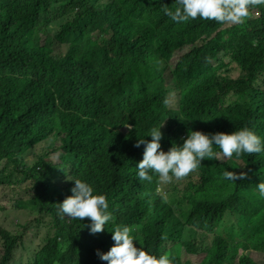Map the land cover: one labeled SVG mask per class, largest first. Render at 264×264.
I'll list each match as a JSON object with an SVG mask.
<instances>
[{
	"label": "trees",
	"instance_id": "1",
	"mask_svg": "<svg viewBox=\"0 0 264 264\" xmlns=\"http://www.w3.org/2000/svg\"><path fill=\"white\" fill-rule=\"evenodd\" d=\"M164 4L175 0H0V164L19 170L41 142L60 158L47 164L37 155L22 171L33 193L0 200L35 214L46 231L19 257L22 237L0 226V264H106L97 250L114 244L116 226L173 264H264V152L205 158L184 180L163 184L155 175L138 179L144 145L135 146L165 118L163 151L182 145L189 130L248 127L264 142V5L231 25L178 24ZM225 170L247 179L225 180ZM75 179L107 197L114 220L104 231L57 213Z\"/></svg>",
	"mask_w": 264,
	"mask_h": 264
},
{
	"label": "clouds",
	"instance_id": "2",
	"mask_svg": "<svg viewBox=\"0 0 264 264\" xmlns=\"http://www.w3.org/2000/svg\"><path fill=\"white\" fill-rule=\"evenodd\" d=\"M262 5H264V0H175L174 7L170 8L164 4L161 11L178 24L199 18L200 20L215 21L222 24L242 25L250 18L251 9ZM86 21L87 19L84 18L80 25H77L69 33L68 39H72ZM73 32L75 34L69 38ZM157 64L163 66L161 61H157ZM165 104H168L167 100H165ZM164 120L158 126L150 129L147 134L151 136L150 140H145L143 137L136 142V147L141 144L144 145L142 159L136 166L137 177L140 181L151 182L153 175H155L161 183L170 184L174 181L184 180L190 174L196 172L201 165V161L205 158L220 160L223 157L225 160H229L234 155L240 158L244 154L252 155L264 152V142L248 127L228 133H204L199 130H189L182 145L173 144L167 151H163L160 144L163 134L160 129L164 124ZM125 126L129 129L132 128L128 124ZM39 144H42V142ZM39 144L28 151L34 152L33 150H36ZM214 146L220 149L219 153L214 150ZM49 153L56 154L58 162L45 160L44 156ZM37 155H42L47 164L60 162L56 151L35 154V157ZM223 179L233 182L245 180L247 179V173L225 170ZM257 188L259 196L264 198V182L258 183ZM71 193L62 202L57 203V213L59 215L79 221L85 218L89 219L91 223L88 227L92 234L104 231L105 225L114 220L112 213L108 211L107 197L103 194H94V188L89 183L75 179ZM111 232L114 244L107 252L101 253L97 250V255L106 264H173V261L166 254L157 257L143 247H137L134 243L136 240L130 234L129 227L116 226ZM190 256L193 259H198L197 255L190 254Z\"/></svg>",
	"mask_w": 264,
	"mask_h": 264
},
{
	"label": "rangeland",
	"instance_id": "3",
	"mask_svg": "<svg viewBox=\"0 0 264 264\" xmlns=\"http://www.w3.org/2000/svg\"><path fill=\"white\" fill-rule=\"evenodd\" d=\"M51 31H55V26L51 27ZM73 34H75V32L71 33L69 38H71ZM176 57H178V51L174 54L171 61L174 62V58ZM170 80V77L166 76L167 85L172 87L173 83ZM175 98V96L170 97L169 104H172V101L174 102ZM172 106L175 108V104ZM36 148V150H33L34 152L27 151L24 154V165L20 166L19 170H14L13 163L8 159H4L3 162H1L0 178H2L3 181H0V200L6 201L19 196L24 198L30 196L32 193V181L29 179L27 180L22 171L27 172L29 170V166H31L35 161V154H43L45 151L44 143L39 144ZM44 159L58 162L56 154L53 153L46 154ZM3 166L6 167L3 168ZM9 174L10 177L7 179L5 176ZM65 182V180L60 181L55 179V183L58 187L63 186ZM164 188H166V186L161 185L158 190L163 191ZM0 226H3L16 234H19L22 237L24 247L20 246L22 251L19 249V251H21L17 253L19 257L22 255V253L26 254L24 248H34V246L39 242L38 236L43 237L46 235V231L42 229L40 223L36 221L35 214H31L28 211L12 207L8 203H4V205L0 207ZM254 257L258 262L262 261V256L259 253H256Z\"/></svg>",
	"mask_w": 264,
	"mask_h": 264
}]
</instances>
